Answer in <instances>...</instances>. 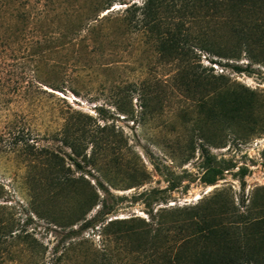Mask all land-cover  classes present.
<instances>
[{
	"label": "rangeland",
	"instance_id": "374dc122",
	"mask_svg": "<svg viewBox=\"0 0 264 264\" xmlns=\"http://www.w3.org/2000/svg\"><path fill=\"white\" fill-rule=\"evenodd\" d=\"M32 1L0 0V204L38 241L34 250L15 245L6 264L48 261L69 232L52 220L73 212L76 201L56 198L48 188L31 196L30 173L41 183L49 174L41 163L29 172L23 147L11 145L20 131L31 133L38 147L59 152L71 164L70 149L56 139L67 117L108 128L87 149L96 165L83 163L82 173L72 167L73 177L84 176L100 195L89 218L102 201L110 212L106 220L150 221L162 214L172 222L171 212L202 205L224 226L233 213L246 214L253 220L239 244L253 253L251 264H264V0L233 13L202 9L171 22L163 16L161 32L180 33L184 57L173 48L161 51L150 29L122 21L130 6L147 0H115L98 17L100 0H51L45 33L82 30L74 37L56 34L35 60L30 54L36 49L19 42L20 31L32 26L16 19ZM208 49L237 57L222 59ZM89 234L93 248L102 247L99 234ZM195 239L186 245L182 264H235L229 251L218 250L216 234ZM112 249L117 252V244ZM119 256L118 262L134 263Z\"/></svg>",
	"mask_w": 264,
	"mask_h": 264
},
{
	"label": "trees",
	"instance_id": "16d2710c",
	"mask_svg": "<svg viewBox=\"0 0 264 264\" xmlns=\"http://www.w3.org/2000/svg\"><path fill=\"white\" fill-rule=\"evenodd\" d=\"M114 2L115 0L98 1L95 6L97 17L100 12L110 9ZM252 3L253 0H147L143 6H130L125 11L122 21L135 30L150 29L155 33V39L161 51L173 48L178 51L181 57H184L186 56L184 48L179 45L181 44L180 33L161 32L163 16L171 22L177 14L185 15L187 12H192L196 15L202 9H206L209 13L220 10L233 13L243 6L247 9L253 8ZM50 5H52L51 0H33L30 2L28 11L22 12L20 9L17 11V21H28V26H32L26 34L22 31L19 33L21 38H19V42L26 43L27 41V45L36 49V52L34 50V53L30 54V59H37L42 53V46L51 43L56 34H61L51 30L48 34L44 32L43 28L47 26V22H50L47 8ZM79 29L58 37L67 38L69 34L74 37L81 33L82 29ZM176 30L179 32L180 28L177 27ZM261 39L264 41V32L259 40ZM246 44L250 46L248 43ZM249 49L247 51L251 52ZM207 51L222 59L237 57L236 54L228 55L223 50L208 49ZM24 58L25 56L22 54L19 59ZM237 70L241 71L238 67ZM193 76L200 77L195 73ZM21 87H17L19 93L22 90ZM32 104H34V100H32ZM107 129L106 126L95 127L72 117L65 118L56 139L70 149L71 154L68 157L71 164H68L65 156L59 152L48 147H38L31 133L20 131L13 137L11 145L23 147L22 153L25 157L24 160L27 159L28 171L31 172L36 164L41 163L49 174L46 182L41 183V179L36 181L30 173L27 183L30 184V190L33 192L31 196L36 195V198L40 194L39 189L48 188V192L54 194L53 196L56 198L59 196L71 197L73 201H76L73 205V212L52 220V223L58 228L69 229L65 239L54 247L53 256L48 261H37L35 264H68L74 259L84 260L90 264H128L117 261L119 255L123 254L130 256L133 264H182L185 257V254L182 253L185 252V247L189 242L195 238L199 241L204 235L206 237L213 234L217 235L218 250L224 249L226 253L229 251V256L234 258L235 264H251L254 261L253 253L250 252L249 247L241 246L238 241L243 235H247L248 226L253 220L246 214L233 213L230 224H224V226L220 216L214 215L211 216L213 218H210L205 206L202 205L194 207L190 211L178 209L171 212L172 216L176 217L174 222L162 214L153 216L150 221L135 217L106 220L105 216L110 212L106 210L105 202L102 201V209L89 218L91 211L100 205V195L84 176L73 177L72 167L82 173L86 171L85 165H96L93 161L94 155L88 157L87 149L89 145L92 144L94 147L99 143L100 139L96 137V133L105 132ZM17 151L20 153V150ZM220 173H223V170ZM98 183L99 187L106 191L104 186L100 182ZM78 187L82 188V193L77 191ZM4 195V185L0 184V200L4 199ZM24 225L7 205L0 204V264H6L8 258L15 255L12 250L15 245L26 246L29 250L36 249L38 241L25 229ZM214 228L217 229L214 230ZM89 231H96L99 234L103 239L102 247L93 248L94 241L88 239L92 234H89L87 238L85 236ZM114 243L117 244V252L112 249ZM201 250L203 254L207 253L206 247H202ZM115 253L117 254L115 255Z\"/></svg>",
	"mask_w": 264,
	"mask_h": 264
}]
</instances>
